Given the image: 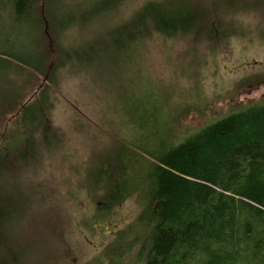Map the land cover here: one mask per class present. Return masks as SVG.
<instances>
[{
	"label": "trees",
	"instance_id": "1",
	"mask_svg": "<svg viewBox=\"0 0 264 264\" xmlns=\"http://www.w3.org/2000/svg\"><path fill=\"white\" fill-rule=\"evenodd\" d=\"M125 1L86 0L67 8L58 0H0V23L5 16L32 20L42 27L47 42L33 61L17 62L15 70L24 77L20 84L0 89V264H21L26 255L35 254L21 242L31 229L17 222L10 193L20 195L22 204L18 186L44 181L40 169L64 141L52 113L62 79L81 54H67L59 38L91 21L115 20ZM63 9L68 11L57 20ZM114 23L103 42L105 54L112 49L120 55L154 39H181L217 53L230 39L252 33L256 36L251 39L264 41V0H149ZM7 65L10 61L0 58V68ZM250 78L246 81L251 85L260 80ZM169 120L156 152L120 140L119 164L105 170L104 184L98 179L99 193L88 194V199L101 202L94 219L105 223L131 193L143 194L140 188H128L127 171L144 173L147 194L139 223L113 236V244L121 246L119 240L128 239L124 248L110 252V243L102 257L107 264H264V101L242 106L174 141ZM128 159L137 161L128 164ZM41 201L36 210L44 211ZM69 227L73 225L64 217L65 247L70 244ZM98 257L95 264H106L98 263Z\"/></svg>",
	"mask_w": 264,
	"mask_h": 264
},
{
	"label": "rangeland",
	"instance_id": "2",
	"mask_svg": "<svg viewBox=\"0 0 264 264\" xmlns=\"http://www.w3.org/2000/svg\"><path fill=\"white\" fill-rule=\"evenodd\" d=\"M58 1L67 8L86 3ZM146 1L127 0L115 10V20L106 17L91 21L67 29L59 38L62 50L81 54V60L69 65L71 73L63 77L55 101L52 118L61 127L64 141L42 165L40 178L44 181L18 186L22 204L20 195L10 193L17 207V222L23 229H31L21 242L35 251L20 260L21 264H95L98 256V263L107 264L102 249L110 243V252L124 248L128 239H120L121 246L113 244V236L139 223L147 194L144 173L135 176L130 169L125 175L128 188H140L143 194L131 193L109 221L94 219V209L101 202L88 199V194L99 193L98 179L104 184L105 170L111 172L114 163L119 164L116 154L121 151L120 140L156 152L163 143V124L168 123L169 116L170 138L174 141L242 106L264 101V41L251 39L255 33L230 39L217 53L181 39H154L120 55L112 49L105 54L103 42L109 38L107 33L114 21L128 17ZM67 11L61 10L56 19H62ZM31 21L17 22L5 16L0 23V52L13 57L0 55L10 61L3 70L0 68V89L17 87L24 79L15 70L20 66L17 62L33 61L47 47L42 27ZM245 62L248 64H241ZM250 77L260 80L251 85L246 81ZM132 159L127 163L133 164ZM43 199L46 209L36 210ZM64 217L73 225L68 229L67 247L63 246L65 232L61 231Z\"/></svg>",
	"mask_w": 264,
	"mask_h": 264
},
{
	"label": "water",
	"instance_id": "3",
	"mask_svg": "<svg viewBox=\"0 0 264 264\" xmlns=\"http://www.w3.org/2000/svg\"><path fill=\"white\" fill-rule=\"evenodd\" d=\"M241 64H248V62H245V63H241ZM239 66V65H238Z\"/></svg>",
	"mask_w": 264,
	"mask_h": 264
}]
</instances>
